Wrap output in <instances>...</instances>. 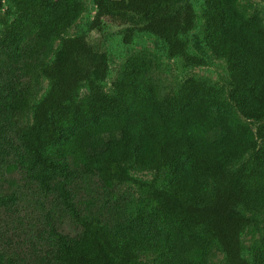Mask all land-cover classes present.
Segmentation results:
<instances>
[{"label": "trees", "instance_id": "1", "mask_svg": "<svg viewBox=\"0 0 264 264\" xmlns=\"http://www.w3.org/2000/svg\"><path fill=\"white\" fill-rule=\"evenodd\" d=\"M201 1L226 86L189 77L160 96L146 52L104 91L102 23L120 20L125 46L146 34L204 67L190 0H91L74 36L85 0H0V264H209L215 245L226 264H264V22L239 0ZM251 225L262 234L244 256Z\"/></svg>", "mask_w": 264, "mask_h": 264}, {"label": "rangeland", "instance_id": "2", "mask_svg": "<svg viewBox=\"0 0 264 264\" xmlns=\"http://www.w3.org/2000/svg\"><path fill=\"white\" fill-rule=\"evenodd\" d=\"M191 4L198 15V20L195 28L188 34L190 41V50L194 54L206 57L207 65L204 67H190L187 66L181 59H169L166 55V46L154 37L146 34H136L130 45H123L121 41L124 25L120 20H105L101 27L103 35V48L108 56L109 72L104 83V91L111 92V86L117 79L118 73L123 64L133 54L146 52L151 54L157 62V68L152 74L153 81L157 86L160 96L176 92L181 83L189 78L194 77L198 80H206L217 87L226 86L227 69L223 61L216 60L209 56V53L204 49L201 40V31L203 28V20L201 14L203 11L201 0H190ZM241 4H246L252 7V11L256 10L264 22V0H239ZM86 11L82 14L80 19L68 31L69 36L82 34L86 29V24L93 19L95 15V7L91 0H85ZM4 7H7V2H4ZM95 36L96 33H94ZM54 59V56L50 60ZM49 60V61H50ZM47 90V81L42 80L41 90L38 93L39 99ZM81 97L86 94L85 89L80 91ZM36 99V100H37ZM35 100V101H36ZM29 122V119H28ZM134 178L143 182H149L153 178L152 172H138L132 171ZM120 192L126 196H135L141 198V193L137 186L133 184L122 185ZM237 213H243L242 210L235 209ZM246 215H249L246 213ZM262 225L258 228L251 225L241 235L242 252L244 256H248L251 248L260 238L262 234ZM209 264H226L224 256L220 249L215 245L211 247L209 254Z\"/></svg>", "mask_w": 264, "mask_h": 264}]
</instances>
